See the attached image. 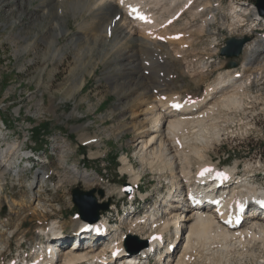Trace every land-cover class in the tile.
I'll use <instances>...</instances> for the list:
<instances>
[{
	"label": "rangeland",
	"instance_id": "1",
	"mask_svg": "<svg viewBox=\"0 0 264 264\" xmlns=\"http://www.w3.org/2000/svg\"><path fill=\"white\" fill-rule=\"evenodd\" d=\"M16 1L0 0V120L5 123L1 126L4 138L1 148L16 142L20 145L19 159L30 157L18 164L21 166L17 168L18 178L8 174L2 182L5 188L0 199V222L5 231L3 235L0 232V239L8 248L0 255V263L20 262L25 257L34 260L37 246L45 236L38 232L39 226L59 225L62 235L70 232L73 223L82 217L73 199L76 187L95 190L92 195L98 205L110 202L108 210H100L96 225L94 222L91 229L76 232L86 240L85 246L98 243V236L105 235L108 240L119 238L122 251L128 254L143 249L145 241L150 244L155 231L151 232L144 223H139V227L132 224L153 208L157 210L154 213L162 211L170 192L173 168L179 174L181 168L189 165L195 174L198 165L207 162L224 168L237 167L241 174L252 169L251 174L257 175V185L264 186V68L257 71L253 67L246 76L236 77L240 82L218 89L205 108L210 115L206 113L200 124L188 125L168 135L174 153H178L173 160L175 167L167 163L168 157L157 159L149 153L144 157L139 144V140L149 137L143 128L155 118L151 111L146 114L145 109L158 104V100L170 106L174 96L184 101L205 98L206 91H212L221 74L229 69L230 59L220 52L225 42L245 35L253 41L264 33V19L257 22L249 16L244 18L245 22L240 21L245 26L230 29L229 13L233 5L243 3L242 6L251 7L256 0H208L218 6L215 22L207 23L204 32L199 29L201 18L192 20L186 11L178 21L168 24L171 32L168 30L161 39L158 37L166 48L159 47V52L153 53L140 49L132 40L115 45L116 30L102 33L101 27L112 15H105L107 19L98 22L95 30H79V22L90 24L95 11L75 18L70 11H59L58 0ZM51 2L57 4L53 9ZM209 13L202 18H207ZM169 16L167 13L166 19ZM250 22L253 31L249 30ZM56 23H60L57 28ZM59 30L62 33L56 37ZM120 45L138 51V67L133 74L119 70L123 62ZM55 47L60 54L52 58L50 51ZM244 59L245 50L236 59L239 66L230 69L242 70ZM228 94H234L233 100L226 101ZM225 101L228 105L224 106ZM213 104L219 106L215 112L211 108ZM96 137L100 138L99 143L93 142ZM157 144L148 151L153 147L158 151ZM74 165L89 172L92 180L69 176ZM130 166L133 173L128 172ZM40 170L44 172L42 178L38 176ZM249 179L252 181L253 177ZM30 181L35 183L34 190L27 189ZM125 183L132 185L130 194L125 192ZM33 194L37 197H32ZM42 203L50 206L49 209L40 208ZM105 213L111 217L108 224L103 220ZM98 226L100 230H94ZM116 226V231H109ZM15 227H19L18 232L8 238V232ZM173 230L174 226L167 230L166 239L172 238ZM62 235L58 241L65 244L64 248L75 240L73 236ZM129 235L133 237L129 239ZM186 240H180L175 259L184 250L181 242ZM212 242H196L187 252L186 263L264 264L263 239ZM105 244L99 242L97 246ZM158 252L160 249L147 258L150 264H155ZM120 257L114 262L118 263Z\"/></svg>",
	"mask_w": 264,
	"mask_h": 264
},
{
	"label": "bare ground",
	"instance_id": "2",
	"mask_svg": "<svg viewBox=\"0 0 264 264\" xmlns=\"http://www.w3.org/2000/svg\"><path fill=\"white\" fill-rule=\"evenodd\" d=\"M181 2H182L181 0H60V2L58 0L57 1V3H59L58 6L54 2L49 3V5L51 9L57 6V8L60 9L59 11L61 13L70 11L73 13V17L75 18L83 15V13L85 12L95 11L96 15L90 24L79 22L78 24L79 30H82L84 28L90 31L95 30L98 22H100L101 20L105 21L107 19L105 15H110V16L112 15V17L104 23L103 27H101L102 33L116 30L115 39H113L116 43L115 45L125 40H132L139 44L140 49L145 48L147 51L153 53L158 51L159 47H162L164 49L166 48L167 45H164V42H161L159 38L163 37L164 32L166 31L168 32V30L169 31L171 30L169 29L168 24H170V22L178 21L177 19H179L186 11H188L191 14L192 20H196V18L199 19L201 18V21H203V23L199 25V29L202 32L207 30L206 27L207 23L215 22V18H216L215 10L218 5L216 6V4H214L213 2H210L208 0L207 1L185 0L183 4ZM44 3L45 1L42 2V4ZM135 4H139L140 7L145 12L148 13L153 23L142 24L139 20L132 18V16L129 13V7ZM45 11H48V9ZM167 13L170 16L169 18L166 19ZM205 13L206 14L209 13L208 17L202 18L205 15ZM229 14H231L230 17L232 19V22L230 23V27H231L230 29H232V27L234 26L236 27L237 25L245 26L246 23H241L242 22L241 20L244 18L247 19L248 18L247 16L253 17L252 19L258 20L257 22H259V20L261 19V16L259 15L255 6L244 7L242 5L239 6L237 4H234ZM245 19L243 22H245ZM252 23L249 25L250 27L247 26V29L248 27L249 28L252 27ZM59 24L56 25V28L59 27ZM253 27L249 30L253 31ZM61 33L62 30H59L56 32L55 36L59 37ZM173 36L174 35H171L170 37ZM118 47H120V56L123 61L121 67H119V70L122 73L129 75L135 73V70L138 67L137 66L138 62H136V60L138 59L136 58L138 51L135 48H131V47L129 48V46L124 47L120 45ZM50 52L52 54V58L60 54L58 48L56 47L54 50ZM176 57L177 56H175V58ZM253 67H256L257 71L264 68V34H262L261 36H259L258 38L254 39L253 41L247 44L245 48V59L242 64V70L229 68L227 72L221 74L220 78L215 82V85L213 84L214 86L212 87L210 86L212 91L208 92L209 90L207 88L208 91H206L207 95L205 98L203 97V99L198 101H186V100L184 101L181 99L182 97L180 98L179 96H174L171 99V104H169L170 106H168V103H166L165 101L158 100L159 101L158 104H153L149 108L145 109L146 114L147 112L151 111V113L155 115V118L152 124L143 128L144 129L143 132L145 133V135H149V137L147 139L139 140V144L141 143V147L143 149L144 157L147 156L148 153L153 155L157 159H161L162 156H164L165 159L168 157L167 163H170L171 165H173V167H175L174 164L176 163V161L174 162L173 160L176 159L178 153L176 152L174 153V149H173L174 144L169 141L168 135L170 133L174 134V132L183 129L188 125H192V127H194L200 124L201 121L203 120L202 117H204L206 113L209 112L208 110H205V108L207 107V103L214 98L213 94L216 91H218V89H227L230 85H232V83L235 84L238 83L239 80H236V77H241L245 75L247 70L254 69ZM259 74L260 73L256 75ZM83 83L84 82H82L81 86L79 87H82ZM239 87H243V86H239ZM235 90L237 91V88ZM238 92L239 91H237L236 93ZM229 94L227 96L226 101L233 100L232 98H234V94L231 95ZM226 101L222 102L224 106L225 104H227ZM174 102H178L179 104H181V108L178 110L172 108ZM215 107L216 105L214 104L211 107L214 110V112H215ZM218 107H216L217 110ZM2 125H5V123L1 119L0 120V160H1L0 161V171H1L0 199L2 197V193L4 192V188H5L4 187L5 184L2 183L5 180L4 179L5 175L12 174L14 177L16 176L18 178L20 175H19V169L17 168L21 167V166L18 167L19 162H21V160L19 159L20 145H18L16 142L13 144L8 143L9 146H7V148L4 147L1 148L2 146L1 143L2 141H4L3 131L1 127ZM99 139L100 138L96 137L93 138L92 140L93 142L97 143ZM156 143H159V145L157 144L159 146L158 151H156L155 147L150 148V150L148 151L149 147L153 146ZM172 153H173L172 155L173 157L169 158V155H171ZM196 153L198 154L199 152ZM187 162L188 164L191 163L190 161ZM204 166H209L213 168L217 165H214L213 163L210 164L207 162L201 163L200 165H198V169L196 170V173L194 172L195 174H193V170L190 168L191 166L189 165H187L186 168L183 167L180 170L178 169L179 174L176 172L177 170L175 171V169L173 168L170 175L172 178L171 179L172 183L169 188L170 192L168 194L166 201L164 200L163 202L162 211L158 209L161 212L154 213V211L157 210L156 208H153V210H150L151 213L149 214L147 213L144 216V218H139V220L137 219L138 221L135 220L136 222H133L132 227H136V226L139 227V223H144L145 226L149 225L148 228L151 230V232L155 231L154 235H152L150 244H148V246H146L141 251L140 255H138V252L135 250H131L130 252H128V254H124V252L121 251L122 242L120 241L118 242L119 238L117 239L113 238V240H108V237H105V235L103 234H102L103 236L100 237L98 236V240H99L98 243L104 242L106 243L105 245H103L100 248H98L97 246L98 243L89 244L85 246V244H87L86 240L82 239V237L76 234V232L81 230L82 228H85L86 225H88L91 222L88 219H83L81 217L73 223L70 232L65 233V235L73 236V238L75 239L68 247L64 248L63 245L65 244L58 241L59 240L58 237L62 235L61 230L59 229L60 227L59 225L53 226L54 225L53 224L52 225L53 227L45 226V225L39 226L38 232L42 235H45L44 236L45 240L42 239L41 244L37 246L36 249L37 253L35 254L34 260L27 261L25 263L24 260H20V262H18V260H11L8 264H30V262H34L37 264L42 260L45 261L49 259L50 257L54 258L56 257V255L57 257L53 260V262L49 260L50 264L52 263L53 264H113L115 263L114 262L115 258L113 257L114 252H119L118 257L121 256L119 258L120 261L118 264H135L137 260H139L138 264H150L147 258L150 257L151 255H154L155 251L158 248L160 249V252L155 254V256L157 257V260L154 262L155 264H187L186 263L188 262L187 252L195 246L196 242H207L208 244V241H213L214 244L215 242H222L226 244L232 242L243 243L247 240H252V239L264 240V213H261L259 211L256 212L254 208V203L258 202L259 200L262 201L264 200V186L257 185L256 183L257 175L251 174L253 170L252 169L247 170L244 174H241V172L237 170V167H230L223 170L222 172L223 181L220 182L221 187L218 192L220 193L222 199L224 201H227V207L225 214L219 216L216 213L217 207H210L208 204L204 202L206 201V198L209 196V194L212 195L214 193V190L211 191L209 189H204V185L202 183L205 180L196 178L200 169ZM128 172L133 173L134 168L130 166L128 168ZM43 173L44 172L40 170L38 176L42 178ZM69 173L70 174L68 175L75 177V179L82 177L86 181L92 180V178H89L91 174L89 172L81 171L77 165L71 166ZM210 177H212V175ZM250 177H253L252 181L249 179ZM227 178H228V182H225ZM137 179L138 178L135 177V180ZM19 180H21V178ZM34 188H35V184L32 181H30L29 184L27 185V189L34 190ZM178 192L182 193L181 196L178 195ZM241 196L247 199L249 205V214L246 215V218L241 226L236 228H231L230 226L227 225L226 220L235 211V201ZM32 197H37V196L33 194ZM190 197H192V199ZM192 200L200 201V204L193 206L191 204ZM38 205H40L39 201H38ZM49 207L48 205L43 203L40 206V208L47 210L49 209ZM106 215H107L106 213L103 214L104 217L103 220L105 224L106 223L108 224L111 222V217H108ZM1 223L2 222H0V232L2 231ZM96 223L97 222H95L94 224L96 225ZM99 225L102 224L99 223ZM171 226H174L175 232L172 235L171 239L169 238L166 239V232L167 230H169ZM117 228H118L117 226L111 227L109 228V231L111 230L116 231ZM18 230L19 227H15L11 229L8 232L9 233L8 238L13 237V235H15V233H17ZM94 230H100V228L95 229L94 227ZM186 230H188L187 233ZM4 231H2V235ZM6 231L8 230L6 229ZM179 231H181L180 235H179ZM101 232L103 233V231ZM83 234L86 235L87 233L84 232ZM122 238L123 237H121V239ZM182 238L187 239L185 242L184 241L181 242V244L184 246L183 248L184 250L180 253L178 259H175L174 254L178 249V246L180 245V240H182ZM205 244L206 243H204V245ZM48 247L52 249L51 253L47 251ZM6 248H8L7 245L0 239V255L6 251ZM0 264H4V263L1 262Z\"/></svg>",
	"mask_w": 264,
	"mask_h": 264
},
{
	"label": "water",
	"instance_id": "3",
	"mask_svg": "<svg viewBox=\"0 0 264 264\" xmlns=\"http://www.w3.org/2000/svg\"><path fill=\"white\" fill-rule=\"evenodd\" d=\"M256 7L258 13L264 16V0H256ZM252 38L249 36L244 37H231L226 41L225 46L221 49V55L231 61L228 63L227 67H237L239 63L235 60L239 58L244 50L246 43L251 41ZM125 189L127 193L131 192V186L128 183H125ZM95 190L84 191L79 187H76L73 190V199L76 206L79 209L80 214L84 219H88L91 223L97 222L99 220L100 210L106 211L109 209L110 202H107L103 205H98L93 193ZM102 193V191H100ZM133 235H129V239ZM148 246V242L145 241L143 247Z\"/></svg>",
	"mask_w": 264,
	"mask_h": 264
}]
</instances>
